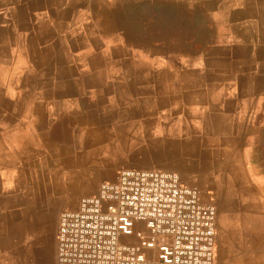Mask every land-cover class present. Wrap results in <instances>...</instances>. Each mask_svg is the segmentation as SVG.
<instances>
[{
	"label": "crops",
	"instance_id": "crops-1",
	"mask_svg": "<svg viewBox=\"0 0 264 264\" xmlns=\"http://www.w3.org/2000/svg\"><path fill=\"white\" fill-rule=\"evenodd\" d=\"M132 168L264 264V0H0V264H57L60 213Z\"/></svg>",
	"mask_w": 264,
	"mask_h": 264
},
{
	"label": "built area",
	"instance_id": "built-area-1",
	"mask_svg": "<svg viewBox=\"0 0 264 264\" xmlns=\"http://www.w3.org/2000/svg\"><path fill=\"white\" fill-rule=\"evenodd\" d=\"M118 174L81 198L77 209L60 213L57 264L216 263L214 204L174 172L132 168ZM166 236L171 243L158 242Z\"/></svg>",
	"mask_w": 264,
	"mask_h": 264
},
{
	"label": "rangeland",
	"instance_id": "rangeland-1",
	"mask_svg": "<svg viewBox=\"0 0 264 264\" xmlns=\"http://www.w3.org/2000/svg\"><path fill=\"white\" fill-rule=\"evenodd\" d=\"M144 232H145L146 236L150 235V232L147 229H145ZM133 241L137 242V240H133ZM158 242L159 243H163V242L171 243V237H168V236H166V237H158ZM56 252H57V250H56ZM56 258H57V253H56Z\"/></svg>",
	"mask_w": 264,
	"mask_h": 264
}]
</instances>
